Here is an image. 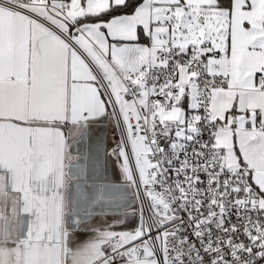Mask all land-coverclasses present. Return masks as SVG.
Returning <instances> with one entry per match:
<instances>
[{
  "label": "snow or ice",
  "instance_id": "6c2138e0",
  "mask_svg": "<svg viewBox=\"0 0 264 264\" xmlns=\"http://www.w3.org/2000/svg\"><path fill=\"white\" fill-rule=\"evenodd\" d=\"M0 264H264V0H0Z\"/></svg>",
  "mask_w": 264,
  "mask_h": 264
},
{
  "label": "flooded vegetation",
  "instance_id": "af4514ba",
  "mask_svg": "<svg viewBox=\"0 0 264 264\" xmlns=\"http://www.w3.org/2000/svg\"><path fill=\"white\" fill-rule=\"evenodd\" d=\"M91 132H92L91 138L85 143H77L74 147L69 149L70 153L73 156L79 155V157L81 158L82 154L80 152V149H81L80 147H83V149H85V151L82 153L84 156H86L87 151H88V146L92 143V140H95L97 142V141H100V139H101L105 143V154H104L105 160H108V158H112L114 160V164L116 166L115 167L116 173L114 174V172H113V175H111L112 171L107 172V166H106L107 162H105L104 168L102 169V171H104L107 174L110 182L120 183L121 180H120L119 167L117 165L115 158L113 156L109 155L111 150L115 147V143H116L115 135L113 133V125L108 121H104L103 123L94 125L93 128L91 129ZM70 144H72V139H71ZM74 163H79V162L77 160V161H74ZM117 209H119V208L114 207L112 210H117ZM96 211H97V213H99L100 208L97 207ZM98 216H96L94 218L93 223H96V219H98V221L105 220L103 217L98 218Z\"/></svg>",
  "mask_w": 264,
  "mask_h": 264
},
{
  "label": "rangeland",
  "instance_id": "374dc122",
  "mask_svg": "<svg viewBox=\"0 0 264 264\" xmlns=\"http://www.w3.org/2000/svg\"><path fill=\"white\" fill-rule=\"evenodd\" d=\"M113 133L115 135V140H117V135L113 126ZM80 152L82 154L81 158L78 160L79 163L85 164L86 165V178L91 176V170L93 165L96 162V157H97V142L95 140H92V143L88 146V151L86 156L83 155L82 152L85 151V149H83V147H80ZM99 166L101 168V170L104 168V164H105V143L100 139L99 141ZM99 208V207H98ZM114 207H106L105 209L107 211L112 210ZM104 209V210H105Z\"/></svg>",
  "mask_w": 264,
  "mask_h": 264
},
{
  "label": "crops",
  "instance_id": "0c3cea01",
  "mask_svg": "<svg viewBox=\"0 0 264 264\" xmlns=\"http://www.w3.org/2000/svg\"><path fill=\"white\" fill-rule=\"evenodd\" d=\"M65 132L67 133V129L65 130ZM68 143L70 144L71 143V138L68 140ZM107 162V160H105ZM106 166H107V163H106ZM126 209H117V210H110V211H107L106 209L104 210L106 215L104 216H98V218L100 217H103L104 219L108 220L109 222H112L114 220H117L120 218V213L124 212ZM96 222H98V219H96ZM79 239L80 240H83V239H86V234H79ZM76 246V242L73 243V248H75Z\"/></svg>",
  "mask_w": 264,
  "mask_h": 264
},
{
  "label": "water",
  "instance_id": "95a60500",
  "mask_svg": "<svg viewBox=\"0 0 264 264\" xmlns=\"http://www.w3.org/2000/svg\"><path fill=\"white\" fill-rule=\"evenodd\" d=\"M115 164H114V160L112 158H108L107 160V172H111L113 175V172L114 174L116 173V168H115ZM110 182V181H109ZM112 183V182H111ZM113 184H119V183H113ZM120 210L124 209V208H119ZM7 211V210H6Z\"/></svg>",
  "mask_w": 264,
  "mask_h": 264
}]
</instances>
